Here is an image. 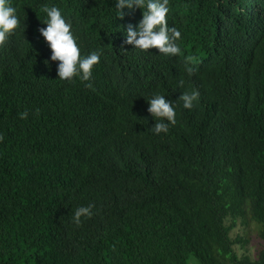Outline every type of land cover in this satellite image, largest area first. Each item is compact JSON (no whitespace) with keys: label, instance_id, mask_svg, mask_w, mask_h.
Segmentation results:
<instances>
[{"label":"trees","instance_id":"obj_1","mask_svg":"<svg viewBox=\"0 0 264 264\" xmlns=\"http://www.w3.org/2000/svg\"><path fill=\"white\" fill-rule=\"evenodd\" d=\"M11 3L20 24L0 45V264H264V0H169L174 56L123 44L142 10L116 17L115 0ZM44 5L72 21L83 54L102 49L93 88L58 79L39 32ZM193 88L199 100L185 109L176 99ZM154 93L177 105L158 135ZM240 225H253V257L236 250L251 240L232 234Z\"/></svg>","mask_w":264,"mask_h":264},{"label":"clouds","instance_id":"obj_2","mask_svg":"<svg viewBox=\"0 0 264 264\" xmlns=\"http://www.w3.org/2000/svg\"><path fill=\"white\" fill-rule=\"evenodd\" d=\"M168 4L169 0H115L116 17L122 18L126 14L124 9L142 10L141 19L135 25L128 24L124 29L123 44L133 45V48L141 51L155 48L159 53L168 56L178 55L181 31L167 23ZM42 11L46 14V18L42 20L46 26L40 28L39 32L51 50L49 59L59 61L58 79L71 81L73 77H76L82 82H87L85 87L93 88L92 70L100 61L102 49L97 48L86 55L83 54L79 37L73 30L72 21L55 5H44ZM19 24L17 7L12 5L11 0H0V45L18 28ZM121 50L125 49L121 47ZM190 62L191 58H186L185 71L189 76L193 73V68L187 66ZM45 63L47 64L48 60ZM183 83L181 80L178 85L183 86ZM199 96V91L193 88L191 91L181 92L176 100L182 102L183 108L191 109L193 102L199 100ZM146 100L147 112L155 120L152 125L153 134L167 133L169 125L176 124L175 100L166 99V96L160 93H154ZM19 115L21 119H26L28 112L24 111ZM92 208V204L77 207L72 214V222L79 225L82 216L91 217Z\"/></svg>","mask_w":264,"mask_h":264},{"label":"rangeland","instance_id":"obj_3","mask_svg":"<svg viewBox=\"0 0 264 264\" xmlns=\"http://www.w3.org/2000/svg\"><path fill=\"white\" fill-rule=\"evenodd\" d=\"M241 234L242 236H247L250 237V241L241 247V245H237L236 250L239 253V255H242L244 253L251 255L252 257L254 256V246L255 243L253 242V238H254V228L253 225H251L249 228H245L243 226H239L238 228L234 229L232 234Z\"/></svg>","mask_w":264,"mask_h":264}]
</instances>
